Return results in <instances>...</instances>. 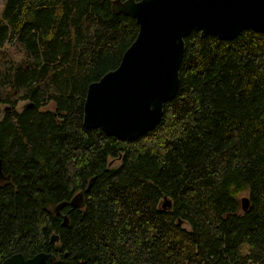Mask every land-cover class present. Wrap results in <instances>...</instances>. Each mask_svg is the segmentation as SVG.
<instances>
[{
	"label": "trees",
	"instance_id": "1",
	"mask_svg": "<svg viewBox=\"0 0 264 264\" xmlns=\"http://www.w3.org/2000/svg\"><path fill=\"white\" fill-rule=\"evenodd\" d=\"M111 2H3L0 46L22 56L0 73V264L40 250L51 264H264V33L192 30L159 122L120 139L82 123L87 85L138 28ZM90 178L62 225L54 206Z\"/></svg>",
	"mask_w": 264,
	"mask_h": 264
},
{
	"label": "water",
	"instance_id": "2",
	"mask_svg": "<svg viewBox=\"0 0 264 264\" xmlns=\"http://www.w3.org/2000/svg\"><path fill=\"white\" fill-rule=\"evenodd\" d=\"M111 8L133 17L137 32L118 65L87 85L82 123L120 139L136 138L159 122L164 103L177 91L184 37L192 30L221 39L233 38L246 28L264 33V0H112ZM4 177L0 160V179ZM90 182L91 178L84 189L54 206L62 225L69 218L61 207H83ZM162 199V207H170L171 199L166 195ZM240 202L247 209L249 197L242 195ZM58 239L59 233L50 234V242ZM55 259L52 251L31 256L15 252L1 264H50Z\"/></svg>",
	"mask_w": 264,
	"mask_h": 264
},
{
	"label": "rangeland",
	"instance_id": "3",
	"mask_svg": "<svg viewBox=\"0 0 264 264\" xmlns=\"http://www.w3.org/2000/svg\"><path fill=\"white\" fill-rule=\"evenodd\" d=\"M4 0H0V12L2 10ZM22 56V52L19 49H15L11 43H6L0 46V73L10 64L11 59L18 60ZM21 102H18V104ZM24 103V102H23ZM22 103V104H23ZM53 104L51 102L47 103L45 107H52ZM246 193H242L240 196ZM163 200V199H161ZM187 225V223H184Z\"/></svg>",
	"mask_w": 264,
	"mask_h": 264
},
{
	"label": "flooded vegetation",
	"instance_id": "4",
	"mask_svg": "<svg viewBox=\"0 0 264 264\" xmlns=\"http://www.w3.org/2000/svg\"><path fill=\"white\" fill-rule=\"evenodd\" d=\"M56 258H57V256H56ZM55 260H56V259H55ZM55 260H54V261H55ZM54 261H53V262H54ZM51 262H52V261H51ZM49 263H50V261H49ZM50 264H51V263H50Z\"/></svg>",
	"mask_w": 264,
	"mask_h": 264
}]
</instances>
